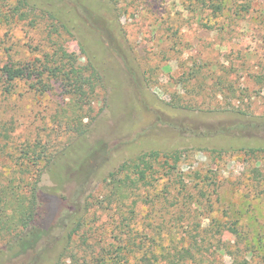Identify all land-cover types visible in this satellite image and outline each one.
<instances>
[{
  "label": "rangeland",
  "instance_id": "rangeland-1",
  "mask_svg": "<svg viewBox=\"0 0 264 264\" xmlns=\"http://www.w3.org/2000/svg\"><path fill=\"white\" fill-rule=\"evenodd\" d=\"M28 1L18 20L8 16L14 0H0V67L44 65L58 76L10 92L0 78V189L23 180L26 193L38 171L42 188L55 187L63 173V195L82 187L80 203L91 204L83 232H95L98 255L125 239L114 209L96 205L105 176L143 152L178 155L161 158L137 192L132 234L152 238L160 225L190 250L189 264H264V0H225L219 12L210 0ZM76 71L80 89L70 85ZM32 148L57 161L33 164ZM155 198L166 200L152 207Z\"/></svg>",
  "mask_w": 264,
  "mask_h": 264
},
{
  "label": "trees",
  "instance_id": "trees-1",
  "mask_svg": "<svg viewBox=\"0 0 264 264\" xmlns=\"http://www.w3.org/2000/svg\"><path fill=\"white\" fill-rule=\"evenodd\" d=\"M224 1L210 0L212 10L219 12L223 8ZM28 6V0H14V5L8 10L9 18L26 19L28 11L23 10ZM57 70V68L52 69L44 65L40 69L33 64L21 66L7 62L0 67L3 90L10 92L13 83L22 79H38L40 83L45 74L50 79L57 77ZM74 74L76 77L70 85L80 89L87 81L83 80L77 71ZM42 86H45L44 83ZM32 149L27 151L25 156L32 154L33 164L51 163L52 161L54 164L57 161L59 153H47L48 151L44 149L37 152ZM250 150L253 152L263 150V148H249ZM161 158L164 159L163 163L166 165L169 159L174 163L180 160L178 155L171 156L151 150L124 161L103 179L104 194L96 205L102 211L114 209L115 214H118L117 225L114 226L115 232L119 236H125V239H120L107 248H102L98 255L91 250H96L99 243H88L89 238L95 232L90 237H88V232H83L86 224V210L91 204L87 200L85 204L80 203L82 187L77 188L70 198L66 197L61 189L64 175L55 173L57 185L42 188L39 185L42 177L41 171L37 172L31 183L22 184L25 188L28 187L26 193L18 192L23 180L17 185L12 182L8 183L0 189V264L22 258L32 252L33 256L24 264H35L38 260L44 262L45 257L49 261L48 264H130L129 256L130 260L134 259L136 263L144 264H153L160 260L167 264H189L195 261L189 249L177 248L174 243L175 235L171 231L166 233L165 237L169 242L165 243V237L163 238L159 233L160 225H158L156 236L153 232L155 229H150L152 238L132 234V229L135 228L133 214L136 208L137 192L142 186L150 185L151 180H156L153 176L158 173V163ZM21 175L26 176L27 171L21 172ZM45 189L48 191L46 192ZM129 199H132L128 208L130 216L123 217L120 211ZM165 200V198L162 201L155 198L149 203L153 207L154 201L165 203ZM170 206L160 209H164L167 214L168 208L179 209L180 207L179 204ZM129 220L130 234L124 231V228L129 226L127 222ZM164 223L165 226L176 227L174 224L170 225L169 222ZM166 230L169 229L166 227ZM3 248L4 250H1ZM102 253L105 254L102 255Z\"/></svg>",
  "mask_w": 264,
  "mask_h": 264
}]
</instances>
